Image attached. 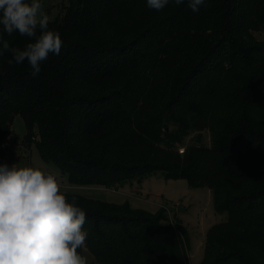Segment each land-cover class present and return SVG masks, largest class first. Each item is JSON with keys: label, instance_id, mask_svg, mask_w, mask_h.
I'll list each match as a JSON object with an SVG mask.
<instances>
[{"label": "trees", "instance_id": "trees-1", "mask_svg": "<svg viewBox=\"0 0 264 264\" xmlns=\"http://www.w3.org/2000/svg\"><path fill=\"white\" fill-rule=\"evenodd\" d=\"M205 5L68 0L49 20L61 52L37 77L27 61L0 55V164L20 115L24 145L73 184L111 187L161 171L211 188L228 218L210 229L202 264H264V40L255 35L264 0ZM0 36L10 47L32 42L2 25ZM67 194L86 212L88 264H188L186 230L164 209Z\"/></svg>", "mask_w": 264, "mask_h": 264}, {"label": "clouds", "instance_id": "clouds-1", "mask_svg": "<svg viewBox=\"0 0 264 264\" xmlns=\"http://www.w3.org/2000/svg\"><path fill=\"white\" fill-rule=\"evenodd\" d=\"M170 2L180 6L185 0H146L155 11ZM202 6L205 0H187L192 12ZM0 25L8 36L18 33L32 40L21 49L10 47L0 36V55L10 51L9 64L27 61L33 78L49 54L61 52L60 33L49 29L41 0H0ZM86 219L76 197L69 199L62 190L58 173L0 164V264H88V258L78 252L89 236Z\"/></svg>", "mask_w": 264, "mask_h": 264}, {"label": "rangeland", "instance_id": "rangeland-1", "mask_svg": "<svg viewBox=\"0 0 264 264\" xmlns=\"http://www.w3.org/2000/svg\"><path fill=\"white\" fill-rule=\"evenodd\" d=\"M49 20L59 18L68 0H41ZM256 37L264 40V33L256 32ZM26 129L22 116L17 115L12 124L10 149L7 151L2 164H18L21 167H40L46 171L59 174L62 190L94 199L112 203H128L134 208H140L151 213L164 209L169 219L178 221L186 230L188 244V264H202L205 248L204 243L210 229L217 223L226 221L228 213L216 209L213 190L207 186H190L185 178H166L161 171L146 175L131 183L106 187L102 185H77L69 181L57 166L44 161L35 145L31 148L24 145ZM197 132H193L186 143L197 139ZM203 143L211 144L210 135L204 132ZM112 212V210H111ZM114 212V211H113ZM84 254L89 261L94 256L84 246Z\"/></svg>", "mask_w": 264, "mask_h": 264}, {"label": "built area", "instance_id": "built-area-1", "mask_svg": "<svg viewBox=\"0 0 264 264\" xmlns=\"http://www.w3.org/2000/svg\"><path fill=\"white\" fill-rule=\"evenodd\" d=\"M184 150H185V147L184 146H182V147L179 148V152L180 153H184Z\"/></svg>", "mask_w": 264, "mask_h": 264}]
</instances>
